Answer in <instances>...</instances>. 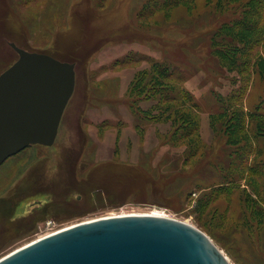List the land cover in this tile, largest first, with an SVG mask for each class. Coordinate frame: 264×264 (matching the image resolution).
Wrapping results in <instances>:
<instances>
[{"label":"rangeland","instance_id":"1","mask_svg":"<svg viewBox=\"0 0 264 264\" xmlns=\"http://www.w3.org/2000/svg\"><path fill=\"white\" fill-rule=\"evenodd\" d=\"M11 42L76 64L52 146L0 165V258L58 230L163 213L264 264V0H0Z\"/></svg>","mask_w":264,"mask_h":264},{"label":"water","instance_id":"2","mask_svg":"<svg viewBox=\"0 0 264 264\" xmlns=\"http://www.w3.org/2000/svg\"><path fill=\"white\" fill-rule=\"evenodd\" d=\"M0 74V165L30 145L55 143L76 86V64L11 42ZM0 264H232L198 227L149 214L107 216L39 238Z\"/></svg>","mask_w":264,"mask_h":264},{"label":"bare ground","instance_id":"3","mask_svg":"<svg viewBox=\"0 0 264 264\" xmlns=\"http://www.w3.org/2000/svg\"><path fill=\"white\" fill-rule=\"evenodd\" d=\"M132 214H149V215H157V216H166V217H169L168 215H166V214H163V213H157V212H152V213H121V214H115V215H109V216H124V215H132ZM100 218H102V217H100ZM96 219H98V218H95V219H92V220H96ZM92 220H88V221H92ZM88 221H83V222H81V223H84V222H88ZM79 224V223H78ZM75 225H77V224H75ZM71 226H73V225H71ZM70 227V226H69ZM67 228V227H66ZM62 230V229H61ZM58 231H60V230H58ZM57 232V231H56ZM53 233H55V232H53ZM52 234V233H51ZM47 236V235H46ZM42 238V237H41ZM37 240V239H36ZM213 240V239H212ZM35 241V240H34ZM214 241V240H213ZM33 242V241H32ZM214 243H216L215 241H214ZM29 244V243H28ZM27 245V244H26ZM217 245V244H216ZM25 246V245H24ZM23 247V246H22ZM21 248V247H20ZM19 249V248H18ZM17 250V249H16ZM15 251V250H14ZM13 252V251H12ZM229 259V258H228ZM230 260V259H229Z\"/></svg>","mask_w":264,"mask_h":264}]
</instances>
